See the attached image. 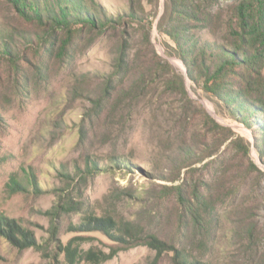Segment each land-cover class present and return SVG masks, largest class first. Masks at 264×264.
Returning a JSON list of instances; mask_svg holds the SVG:
<instances>
[{
	"label": "rangeland",
	"instance_id": "rangeland-1",
	"mask_svg": "<svg viewBox=\"0 0 264 264\" xmlns=\"http://www.w3.org/2000/svg\"><path fill=\"white\" fill-rule=\"evenodd\" d=\"M2 1L0 25L11 29L13 10ZM168 2L94 0L106 26H75L67 45L65 31L48 47L19 41L17 64L0 48V215L33 231L45 247L21 250L0 235V264H56V245L77 235L67 226L81 218V212L63 215L52 238L49 211L61 197L83 210L124 217L204 264H264V161L254 132L190 76L165 32ZM196 31L206 37L208 30ZM121 57L129 64L97 112L95 101L105 97ZM176 76L192 103L167 88ZM207 116L243 143L228 139L216 147ZM210 148V156L184 167L183 150L200 157ZM88 164L97 171L88 172ZM177 175L188 192L203 187L209 205L201 207L202 224L170 193L179 180L169 177ZM91 235L82 248L117 247L101 233ZM173 255L142 243L101 264H174Z\"/></svg>",
	"mask_w": 264,
	"mask_h": 264
},
{
	"label": "trees",
	"instance_id": "trees-1",
	"mask_svg": "<svg viewBox=\"0 0 264 264\" xmlns=\"http://www.w3.org/2000/svg\"><path fill=\"white\" fill-rule=\"evenodd\" d=\"M2 2L13 10L12 19L17 23L11 29L0 25V48L2 53L10 57L13 64H17L14 50H18L19 41L40 40V44L48 47L55 44L58 38L57 32L65 31L68 34L63 44L67 45L72 41L75 26L102 28L109 23V20L101 18L100 9L97 10L92 2L88 5L85 0H4ZM223 2L227 4L223 5ZM167 9L170 12L169 29L165 32L175 42V52L187 65L190 76L194 80L202 81L208 92L223 101L235 117L253 130L256 150L264 161V0H169ZM29 24L32 27L27 29ZM200 28H207L206 37L198 34L196 30ZM127 64L129 60L121 57L115 71L109 74L104 85L105 97L100 96L95 101L97 112L103 110L104 98L110 97L112 92L118 89L121 82L118 76ZM161 67L165 66L161 65ZM103 74L107 75L105 72ZM167 88L177 90L188 98L180 77L176 76L168 80ZM187 100L192 103L191 99ZM207 124L217 136L216 147L220 142L228 139H231L233 144L243 143V139L236 136L231 128L220 125L209 116H207ZM244 147L248 152L245 143ZM209 150L200 157L196 151L183 150L184 167L194 160L203 161L205 157L211 155V148ZM94 167H97L96 164ZM113 168L107 167L108 170ZM87 169L90 173L97 171L95 168L91 169L90 164ZM169 179L172 182L179 180V184L170 187V193L175 195L176 201L182 208L184 207L194 223L201 221L202 224L201 207L207 208L209 205L205 202L203 187L198 186L199 188L188 192L184 187L185 179L180 175ZM196 204L199 205L198 209ZM74 211L81 212V218L76 222H69L67 230L77 235L66 243L58 242L55 247L56 264H101L113 258L120 248L142 243L157 250L159 254L173 251L174 264H204L183 249L161 240L155 234L144 232L136 223L124 217L118 218L111 214H98L94 210H83L80 205L73 206L64 197L59 198L57 204L49 211L53 220L51 227L53 239L59 234L60 227L57 225V220ZM92 233H101L110 241L117 243V247H113L110 252L97 247L82 248L83 242L90 239ZM0 235L21 250L29 247L45 248L39 243L33 231L16 219L4 215H0Z\"/></svg>",
	"mask_w": 264,
	"mask_h": 264
}]
</instances>
